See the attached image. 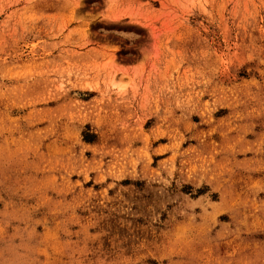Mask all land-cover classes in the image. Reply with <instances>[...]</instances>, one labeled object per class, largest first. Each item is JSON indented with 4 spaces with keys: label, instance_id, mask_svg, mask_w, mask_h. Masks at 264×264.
<instances>
[{
    "label": "rangeland",
    "instance_id": "obj_1",
    "mask_svg": "<svg viewBox=\"0 0 264 264\" xmlns=\"http://www.w3.org/2000/svg\"><path fill=\"white\" fill-rule=\"evenodd\" d=\"M0 264H264V0H0Z\"/></svg>",
    "mask_w": 264,
    "mask_h": 264
}]
</instances>
